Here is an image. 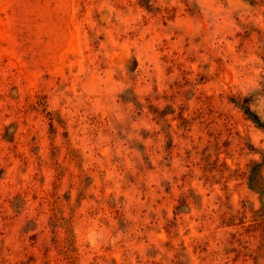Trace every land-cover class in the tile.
I'll use <instances>...</instances> for the list:
<instances>
[{
	"label": "rangeland",
	"instance_id": "obj_1",
	"mask_svg": "<svg viewBox=\"0 0 264 264\" xmlns=\"http://www.w3.org/2000/svg\"><path fill=\"white\" fill-rule=\"evenodd\" d=\"M0 264H264V0H0Z\"/></svg>",
	"mask_w": 264,
	"mask_h": 264
}]
</instances>
